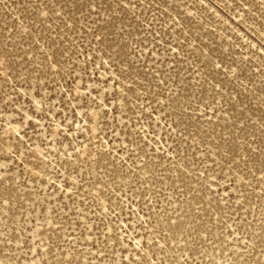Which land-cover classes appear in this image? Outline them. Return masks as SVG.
I'll list each match as a JSON object with an SVG mask.
<instances>
[{
	"label": "rangeland",
	"instance_id": "1",
	"mask_svg": "<svg viewBox=\"0 0 264 264\" xmlns=\"http://www.w3.org/2000/svg\"><path fill=\"white\" fill-rule=\"evenodd\" d=\"M0 264H264V0H0Z\"/></svg>",
	"mask_w": 264,
	"mask_h": 264
}]
</instances>
